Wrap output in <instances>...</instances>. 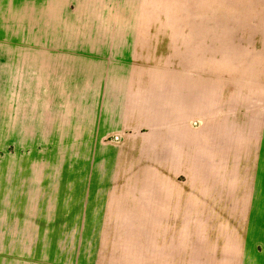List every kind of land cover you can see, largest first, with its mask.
<instances>
[{
    "label": "rangeland",
    "instance_id": "rangeland-1",
    "mask_svg": "<svg viewBox=\"0 0 264 264\" xmlns=\"http://www.w3.org/2000/svg\"><path fill=\"white\" fill-rule=\"evenodd\" d=\"M105 24L152 25L140 32L156 37L151 64L110 62L168 72L173 89L158 81L147 111L77 120L76 143L39 135L37 113L7 127V58L44 50L60 27ZM263 54L264 0H0V264L196 263L198 233L244 226L247 203L264 200ZM38 168L50 177L25 191L23 170ZM37 199L32 232L20 212Z\"/></svg>",
    "mask_w": 264,
    "mask_h": 264
},
{
    "label": "crops",
    "instance_id": "crops-1",
    "mask_svg": "<svg viewBox=\"0 0 264 264\" xmlns=\"http://www.w3.org/2000/svg\"><path fill=\"white\" fill-rule=\"evenodd\" d=\"M151 26L117 25L114 30V27L105 24L101 25L100 30L90 27L81 31L78 25H68L66 29L60 27L61 36L58 38L35 43L38 44L37 48L44 50H25L19 56L8 57L5 64L7 127H26L28 124L24 123L25 120L31 118V113H37L39 135L53 134L61 141V134L76 143L77 132H73V129L78 127L77 120L83 118L88 128L93 125L95 112L103 113V119H106L105 112L109 117L110 113H114V116L124 110L147 111L145 105L152 102V95L154 99L157 94V82L172 80V75L168 77V72L159 75L157 72L141 73L138 70L123 72L119 69V62H110V56L117 60L135 63L141 60L151 64L146 58L152 52L156 57L157 51L148 43L156 37L140 34L157 31ZM165 86L166 89L174 87L167 80ZM138 90L142 96L140 108L129 107L132 104L137 106V103L136 99H127V95L133 96ZM233 157L239 159L237 154ZM60 174V170L54 169V176ZM49 177L39 168L36 173L28 175L23 170L21 182L27 186L25 191H29V187L34 185H45ZM61 183L54 180V189ZM21 207L23 223L29 228L30 225L34 226L32 232H38L39 224H43L39 216L46 214L45 204L37 199ZM234 213L236 206L232 205L228 214ZM238 224V221L232 220L228 232L198 233L197 262L191 263V259H188L183 260L182 264H264V200L247 203L244 226ZM23 232H26V228ZM201 246L204 247V255Z\"/></svg>",
    "mask_w": 264,
    "mask_h": 264
}]
</instances>
